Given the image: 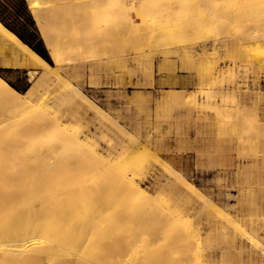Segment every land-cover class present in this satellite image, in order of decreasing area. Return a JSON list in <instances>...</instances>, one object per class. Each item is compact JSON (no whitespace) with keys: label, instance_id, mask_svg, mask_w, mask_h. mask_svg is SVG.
<instances>
[{"label":"rangeland","instance_id":"obj_1","mask_svg":"<svg viewBox=\"0 0 264 264\" xmlns=\"http://www.w3.org/2000/svg\"><path fill=\"white\" fill-rule=\"evenodd\" d=\"M66 5L71 21L49 33L70 42L57 65L28 1L0 0L1 22L62 75L39 84L31 108L0 95V147L21 138L19 151L0 149V249L14 250L0 264H264V0ZM2 61L0 77L26 97L41 72ZM72 88L116 122L68 98ZM199 195L217 212L196 218ZM161 205L169 218L194 214L159 226ZM68 210L90 238L61 237ZM36 226L33 256L8 234L29 240Z\"/></svg>","mask_w":264,"mask_h":264},{"label":"bare ground","instance_id":"obj_2","mask_svg":"<svg viewBox=\"0 0 264 264\" xmlns=\"http://www.w3.org/2000/svg\"><path fill=\"white\" fill-rule=\"evenodd\" d=\"M67 7L68 6L66 4L61 3V4H54L52 6L42 8V9L35 8V7L31 8L32 13L35 16L34 18H36V20L38 21V24H39L38 26L40 27V30L43 33V34L42 33L41 34H42V36H45L47 43L51 48V56L57 65L62 63V61L64 60V59H62L61 55H63V53L61 54V52H63L62 50H64L65 48L68 47L70 42L67 41L68 37H65L66 40H62V41L58 40V41H60V42H58L56 39H53V38L50 39L49 36L53 32L52 31L53 28L56 27V28H58L57 30H61L62 26H65L68 22L71 21V18H69V17L66 18L63 15V13H64L63 11L66 10ZM49 33H50V35H49ZM62 35L63 34H61V36ZM58 36H59V34H58ZM57 38H60V37H57ZM0 56H3V61H2L3 67H6V68H27V69L34 70V73H39V71L41 72V76L39 78V81L32 88V90H30L27 93L26 97L20 96L21 94L19 92H17L4 79H2L0 77V95L3 96L4 98L6 97V100L18 109L23 110V109H27V108L32 107L30 99H28V98H31L33 95H35L37 93L38 88H39L38 86L40 83H47L49 80H51V81H53L51 84L59 85V81H61L62 75L60 74V72L57 69L55 70L53 68V66H51L40 54L35 52L28 44L24 43L15 33H13L6 26H4V24L2 22H0ZM4 93H8V95H5ZM68 98H70V99L79 98L80 100L88 103L93 108V109L90 108V110H93V112L95 111L96 114L101 115L103 117V119H104V116H108L107 114H105L106 112H103V110H101V108L96 106L94 103L90 102L89 101L90 99L89 98L87 99L86 95L82 91H80L78 88H72L70 91V94L68 95ZM45 117L48 118L46 115H45ZM46 118L43 119V121L36 126V129L34 131L35 135H39L41 132H43L44 128L42 127V125L45 124V122L47 121ZM107 118L112 122H114V121L116 122V119L114 120V118H111V116H108ZM49 121H51L55 125H60L62 122L61 120H57V119H54V120L50 119ZM20 142H21L20 136L9 138L6 142L2 143L3 145L0 147V149H3V150L8 149V150H13V151L18 150L17 148H19ZM56 147L57 146H51L48 151H50V152L54 151L56 149ZM37 152H38V155L40 156L41 155L40 150H37ZM166 170L168 171V173L170 175L174 176L177 180H179V181L183 180V176H182L181 171L176 169V167L172 166L171 164L166 166ZM4 172H5V169L0 170V177L2 174H4ZM128 185H130V184H128ZM132 186H134V185H132ZM187 186L193 193H197V190H196L197 188H195L194 185L189 183V184H187ZM179 191H182V189H180ZM197 195H198V193H197ZM200 198H202L204 201L202 203V206H200V210L199 211L196 210V209H198V207L194 208V211H195L194 213H197L196 214L197 217L196 216L195 217L198 219L200 218V215L202 214L201 212L208 211L210 209L215 210L214 202L210 198H205V197H201V196H200ZM146 199H148V198H146ZM33 211H30V212H33ZM35 211H37V210L35 209ZM215 211L217 212V210H215ZM77 212H75L74 210H73V212H70L68 210V213L66 214L64 219L61 221L60 227H59V230L62 231L61 237L65 238L66 240H69V241L72 240V242L74 240L80 241L83 238H85V239H83L85 241L86 238H90L92 236V234H89L90 232H88V231H90L91 226L90 227L87 226V223L85 225L84 222H83L84 223L83 224L82 221H80V219H79L80 218V216H79L80 212L79 213H77ZM242 212H244V211H242ZM36 213L38 214L39 210ZM170 213L171 212H170L168 206H166V205L159 206L158 207V213L155 217L157 219V224H159V226H161V225L163 226V224L167 225L168 223H171L173 221V218H175V219L177 218V220H178L181 217L180 215H184V216L188 217V216L194 214V213L191 214L190 211H186V212L182 211L181 213H179L177 215L175 214V216L173 218L170 217L171 220L169 221V219H170L169 216L171 215ZM238 213H240V211ZM29 215H30V213H29ZM37 220H38V217L37 218L35 217V221H37ZM175 222L177 223V221H175ZM88 223H90V222L88 221ZM216 224H217V222H216ZM178 226H179V224H178ZM36 227L37 228L35 231L38 235H36L35 238L31 237L28 240V238H26V234H28V231L22 232V231H17V230H13L11 234H8L11 236L9 238L14 239V242H15V240H16V242L19 241L18 244H20V245L17 244L18 245L17 248L27 251L28 246H30L31 247L30 249L32 250L31 252H33L32 255L33 256H35V254L38 255L39 253L42 252L41 251L42 249H39L40 248L39 246H40V244H42L40 241L43 239V237L39 234V230H40L39 228L40 227L39 226H36ZM6 232L7 231H3V234ZM157 234H155V235L157 236ZM187 235H186L185 239L188 238L190 234L188 236ZM158 236H159V234H158ZM195 244H196V242H195ZM198 247H199V245H198ZM0 251H2L3 253H8V252H11L14 250H11V249L5 247V248L0 249ZM206 256H209V253L206 254ZM201 257H203L202 254H201L200 258ZM199 261H202V259ZM196 263L199 264L200 262L196 261Z\"/></svg>","mask_w":264,"mask_h":264},{"label":"crops","instance_id":"obj_3","mask_svg":"<svg viewBox=\"0 0 264 264\" xmlns=\"http://www.w3.org/2000/svg\"><path fill=\"white\" fill-rule=\"evenodd\" d=\"M27 1L29 3L30 8H32V7L46 8V7L52 6L54 4H61V3L66 4L67 3V0H27ZM1 21H3V20L0 18V22Z\"/></svg>","mask_w":264,"mask_h":264},{"label":"trees","instance_id":"obj_4","mask_svg":"<svg viewBox=\"0 0 264 264\" xmlns=\"http://www.w3.org/2000/svg\"><path fill=\"white\" fill-rule=\"evenodd\" d=\"M18 37H19L23 42H25V43L29 44L30 46H32L31 43H29V42L27 41V39H25V38L22 37L21 35L18 34ZM32 48H33L38 54H40L41 56H45L41 51H39V50H38L37 48H35L34 46H32Z\"/></svg>","mask_w":264,"mask_h":264}]
</instances>
